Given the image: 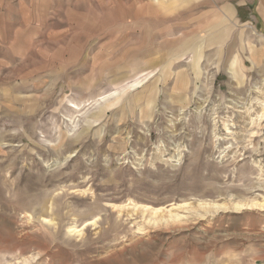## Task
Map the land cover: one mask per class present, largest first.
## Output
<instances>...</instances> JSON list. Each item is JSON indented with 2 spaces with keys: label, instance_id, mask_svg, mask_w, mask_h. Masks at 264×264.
Masks as SVG:
<instances>
[{
  "label": "rangeland",
  "instance_id": "rangeland-1",
  "mask_svg": "<svg viewBox=\"0 0 264 264\" xmlns=\"http://www.w3.org/2000/svg\"><path fill=\"white\" fill-rule=\"evenodd\" d=\"M0 264H264V0H0Z\"/></svg>",
  "mask_w": 264,
  "mask_h": 264
},
{
  "label": "crops",
  "instance_id": "crops-1",
  "mask_svg": "<svg viewBox=\"0 0 264 264\" xmlns=\"http://www.w3.org/2000/svg\"><path fill=\"white\" fill-rule=\"evenodd\" d=\"M40 0H38L39 3ZM34 3V0H17V4L20 6H28ZM48 4V2H47ZM25 14V13H24Z\"/></svg>",
  "mask_w": 264,
  "mask_h": 264
},
{
  "label": "bare ground",
  "instance_id": "bare-ground-1",
  "mask_svg": "<svg viewBox=\"0 0 264 264\" xmlns=\"http://www.w3.org/2000/svg\"><path fill=\"white\" fill-rule=\"evenodd\" d=\"M146 211H147V210H146ZM149 211H151V214H152V215H157V214L159 213V211H158L157 209L155 210V209H152V208H151V210H149Z\"/></svg>",
  "mask_w": 264,
  "mask_h": 264
}]
</instances>
